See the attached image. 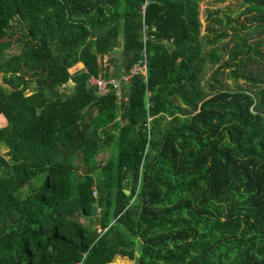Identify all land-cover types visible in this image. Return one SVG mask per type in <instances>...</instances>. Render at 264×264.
I'll use <instances>...</instances> for the list:
<instances>
[{"label": "trees", "instance_id": "16d2710c", "mask_svg": "<svg viewBox=\"0 0 264 264\" xmlns=\"http://www.w3.org/2000/svg\"><path fill=\"white\" fill-rule=\"evenodd\" d=\"M201 1L0 0V264H264V0Z\"/></svg>", "mask_w": 264, "mask_h": 264}, {"label": "rangeland", "instance_id": "374dc122", "mask_svg": "<svg viewBox=\"0 0 264 264\" xmlns=\"http://www.w3.org/2000/svg\"><path fill=\"white\" fill-rule=\"evenodd\" d=\"M242 3V0H221V1H217V0H202L201 1V20L203 22V29H204V32L207 31L208 29V12L207 11H213L216 13L219 12L223 18H224V22L227 21V18L230 17V18H237L238 21H241L242 23H245V25H249V23L245 20V18L247 17H250V16H247L245 18L243 17H240L238 15V12L237 10H240L242 8H244L243 4ZM21 25V24H19ZM213 27L214 28H217V29H220V27H222V25H220V23H213ZM224 27V25H223ZM21 29H23L22 26H20ZM221 32H224V31H227L226 33L229 34V36H232L233 34V31L232 30H223L221 29L220 30ZM247 32V31H245ZM252 36H254L253 33H249L247 34V38L250 39ZM255 37V36H254ZM258 37V36H257ZM261 37H264V34L259 36V39ZM255 39V38H253ZM229 41V38L228 39H224V40H221L220 41V45H223L225 46V43ZM122 45V44H121ZM19 52V47L17 45H14L9 51H7L6 53L3 54V59L4 60H8V58L14 56L15 54H17ZM229 55V53H226L225 55V58H227ZM121 56V47H119L118 49H116L115 52H113V54L110 55V57H105L104 60H103V64L105 65V69L109 67L110 70L113 69V66L116 65H121V61H117V59ZM109 59H112L113 61V64L112 63H108V60ZM115 60L117 62H115ZM113 65V66H112ZM211 73H209L206 77H210ZM0 81L2 83L5 82V79L3 76L0 77ZM125 83V82H124ZM239 83L241 84L242 81H239ZM74 82H71L69 84V87L72 88L74 85ZM228 84L230 86H233L234 84H232L231 81H228ZM35 85V84H33ZM121 86V85H120ZM118 91V90H116ZM29 93V92H26V94ZM96 113V111H94V114ZM8 150V148L6 146H0V155L4 154L6 151ZM112 158V151L111 149H109L108 151H101V153L98 155V160L101 161V162H106L108 161L109 159ZM129 190V189H127ZM99 208L97 209V212H96V215L97 213L99 212ZM87 216L85 217L84 215H77L76 218L79 219L81 222H83L84 224L86 225H90L91 222L94 220V217L96 216ZM138 254V252H137ZM118 259L122 260V263L123 264H135V260H131L129 258H122V257H117L116 260L113 262L115 263ZM111 263V264H113Z\"/></svg>", "mask_w": 264, "mask_h": 264}, {"label": "built area", "instance_id": "2783aa9c", "mask_svg": "<svg viewBox=\"0 0 264 264\" xmlns=\"http://www.w3.org/2000/svg\"><path fill=\"white\" fill-rule=\"evenodd\" d=\"M148 5V2H145V6L143 7V15L145 14L146 6ZM150 28L148 26H144L143 31L149 32ZM146 40V37L144 38ZM147 52L143 51V58L133 67L129 75L122 76L118 79H105L100 78L96 76H92L90 79V85L95 87L97 90V93L101 96L108 93L110 87H112L115 90H119V87L121 83H128L134 74H137L138 72H141L144 75H147ZM96 194V193H95Z\"/></svg>", "mask_w": 264, "mask_h": 264}, {"label": "water", "instance_id": "95a60500", "mask_svg": "<svg viewBox=\"0 0 264 264\" xmlns=\"http://www.w3.org/2000/svg\"><path fill=\"white\" fill-rule=\"evenodd\" d=\"M126 192L129 194L130 193V191L129 190H126Z\"/></svg>", "mask_w": 264, "mask_h": 264}]
</instances>
